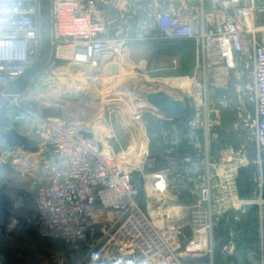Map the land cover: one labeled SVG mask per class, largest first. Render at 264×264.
Wrapping results in <instances>:
<instances>
[{
    "label": "built area",
    "instance_id": "built-area-1",
    "mask_svg": "<svg viewBox=\"0 0 264 264\" xmlns=\"http://www.w3.org/2000/svg\"><path fill=\"white\" fill-rule=\"evenodd\" d=\"M115 1L153 12L164 40L192 38L202 49V70L208 74L213 59L234 69L238 58L252 57L256 143L264 164V0H198L199 4L210 2L216 10L212 26L160 9L157 0ZM52 7L54 47L49 64L65 62L90 69L94 73L87 76L95 80L114 77L104 73L111 64L123 70L128 39L113 31L123 8L105 0H52ZM42 52V0H0V103L7 99L0 106V124L4 119L10 124L29 122L38 147L47 149L49 167L48 181L37 187L24 215L13 203L11 215L5 219L0 194V264H215L217 222L247 202L236 191L234 175L239 166L233 157L220 159L214 183L209 174L194 179L197 197L188 219L169 220L170 215L161 214L163 205L175 204L180 191L177 181L169 180L168 170L158 172L154 181L147 176L153 199L140 200L135 182L138 162L123 161L92 125L39 115L23 100L25 88L9 98L13 86ZM162 80L174 87L171 81L183 84L195 78ZM204 98L197 100L196 108L206 105ZM8 128L0 126V136ZM172 132L169 145L178 148L181 138L175 129ZM2 144L0 141V170L4 165ZM171 159L163 158L169 164ZM260 200L263 205L264 197ZM154 208L161 212L154 214ZM21 218L33 239L19 237ZM41 238L45 242H39ZM234 250L233 239L222 248L228 254Z\"/></svg>",
    "mask_w": 264,
    "mask_h": 264
},
{
    "label": "rangeland",
    "instance_id": "rangeland-1",
    "mask_svg": "<svg viewBox=\"0 0 264 264\" xmlns=\"http://www.w3.org/2000/svg\"><path fill=\"white\" fill-rule=\"evenodd\" d=\"M105 1H112L124 10L113 23L116 35L128 39L124 53L143 47L152 50L155 44L163 40L155 24L153 12L144 11L123 1ZM174 3L177 4V9H191L189 1L187 6L183 1L176 0ZM223 63L220 59H213L211 74L201 69L195 82H184V87L176 86L174 82L173 87L152 74V61L144 70L147 72H142L138 62L127 57L126 66L121 69L120 74L98 80L84 75L77 66L57 62L45 67L25 87L23 100L40 104L46 100L45 97L88 92L87 101L91 108L84 111L74 106L71 112L76 113L75 116L87 115V122L99 134L107 137L123 161L135 165L138 162V167H135V182L142 188L143 201L148 199L150 202L153 199L147 176H151L154 181L158 172L168 170L169 180L177 181L175 183L180 191L179 200L175 204L167 202L163 205L162 212L157 211L164 214L163 216L170 215L169 220L174 221L175 217H180L182 221L188 219L191 204L197 197L194 179L199 175L209 174L214 183L220 159L232 156L234 163L239 166L234 175L236 191L247 202L242 209L228 212L217 222L214 230L216 254L222 251L221 243L226 244L230 239L234 240L235 245L248 238L259 241V232L264 228V204L260 200L264 197V164L261 163L256 143L254 64L249 56L238 58L237 67L234 69H226V64ZM200 83L202 88L196 86ZM170 84L172 85V81ZM133 85L145 91L164 90L184 100L188 106L195 107L197 100L201 96L205 97L206 105L195 107L196 110H193L189 120L191 125L184 129V137L179 134V138L186 144L184 148L169 145L173 127L160 124L157 118L142 112L144 100ZM0 126H10L31 138L35 137L32 125L27 121L10 124L4 119ZM46 152L45 147L28 151L23 144H2L4 165L0 170V194H9L13 203L19 206L18 211L22 215L31 208L37 187L48 181ZM166 156L172 158L171 164L163 160ZM20 224L22 229L18 234L21 232V238L32 239L33 233L24 229L25 218H21ZM260 258L262 259L261 253Z\"/></svg>",
    "mask_w": 264,
    "mask_h": 264
},
{
    "label": "water",
    "instance_id": "water-1",
    "mask_svg": "<svg viewBox=\"0 0 264 264\" xmlns=\"http://www.w3.org/2000/svg\"><path fill=\"white\" fill-rule=\"evenodd\" d=\"M114 13V11H112ZM42 29H43V52L40 59L28 70V72L13 86L10 91L11 98L13 95L20 93L27 87L40 73L47 67L51 61L54 47V22H53V7L52 0H42ZM172 41V40H171ZM175 41V40H173ZM84 74L92 75L94 72L87 68H79ZM106 76L117 75L120 73L118 64L109 65L105 71ZM87 101V95L85 96ZM7 99L1 101L0 106L4 105ZM80 100L76 97H71L66 106L49 105L48 103L40 102L35 104L33 101H26V105L36 111L43 117H60L71 122L82 121L87 122L88 116L72 113L71 109L76 106L80 110L91 108V104L87 101L85 105H81ZM84 104V103H83ZM189 106L182 99L176 98L164 90L151 91L146 95V104L142 107V112L151 114L158 121L175 123L179 125H187L191 116H189ZM174 121V122H172ZM0 141L3 144L11 146L24 145L28 151H37L38 142L36 139L22 134L16 128L4 129L0 136ZM1 205L3 208L4 218L8 219L13 210V200L7 193L1 196ZM39 242H45L41 238Z\"/></svg>",
    "mask_w": 264,
    "mask_h": 264
},
{
    "label": "crops",
    "instance_id": "crops-1",
    "mask_svg": "<svg viewBox=\"0 0 264 264\" xmlns=\"http://www.w3.org/2000/svg\"><path fill=\"white\" fill-rule=\"evenodd\" d=\"M157 1V6L160 9L169 11L178 17H190L195 24L205 22L207 26H212L214 23L216 10L208 1L204 2L203 4H199L197 0H178L179 2L183 1L185 6H187L189 1L191 6L190 10L177 9V4L174 3L176 0H167V2L164 0ZM194 5H196V7H194ZM197 5H199V7ZM177 40L175 43L179 45L167 44V46H163L161 48L154 47L152 50L145 47L136 48L131 52L126 51L125 54L129 60H136L138 62V66H140L139 68H141L142 72L147 69L148 63L152 61L154 68H151V72L154 76L156 75L155 77L194 79L199 76V73L201 72V69L204 65L202 49L192 38H179ZM174 82L177 84L176 86H183V84L176 81H173L172 85H174ZM192 115L193 111H191V116ZM158 123L170 125L179 134H182V137H184V133L186 132L184 129H188L191 125L190 123L184 126L179 124L174 125L173 123L164 121H158ZM180 146L183 148L186 146L184 141H180L179 147ZM259 233V241H256L253 244L249 242V247L245 246L248 247L245 250H243V248L241 249L239 244H237L235 245V250L233 253L224 254L222 251H219L215 255V264H264V228H262ZM260 253L262 255V259L260 258Z\"/></svg>",
    "mask_w": 264,
    "mask_h": 264
},
{
    "label": "bare ground",
    "instance_id": "bare-ground-1",
    "mask_svg": "<svg viewBox=\"0 0 264 264\" xmlns=\"http://www.w3.org/2000/svg\"><path fill=\"white\" fill-rule=\"evenodd\" d=\"M197 85H199V84H197ZM133 88L138 90L142 94L143 100L145 101V96L147 95L148 92L145 91L144 89H140V87H138L136 85H133ZM86 95H89V93L86 92V91H82V92L80 91V92H75V93L71 92V93H69V96H66V94H62V96H59V97H47L46 98L44 96L45 99H46L44 101V103H48L49 105L53 104V105H56V106H66L67 103L69 102V100L71 99V97H76V98H78L80 100L81 103L80 102L79 103L81 105H85L86 102H87V101H85L86 100V98H85ZM144 104H146V101L144 102ZM157 211H160V209H158V208L155 209L154 208V214H159Z\"/></svg>",
    "mask_w": 264,
    "mask_h": 264
},
{
    "label": "trees",
    "instance_id": "trees-1",
    "mask_svg": "<svg viewBox=\"0 0 264 264\" xmlns=\"http://www.w3.org/2000/svg\"><path fill=\"white\" fill-rule=\"evenodd\" d=\"M177 39H175V41H176ZM175 41H169V40H161V41H159L157 44H155V48H161V47H163V46H167V44H171V45H179V44H177V43H175ZM178 41V40H177ZM189 116H191V109H190V107H189ZM160 125V124H159ZM144 197H143V194H142V188H140V195H139V199L140 200H142ZM20 237H22V235L20 234ZM32 239L34 238L33 236L31 237ZM248 242V243H247ZM249 242L251 243V244H253L254 242H256V241H252V240H250L249 238L248 239H246V240H242V241H240V242H238V244H239V246H240V248L242 249L243 248V250H245V249H247L249 246H248V244H249ZM246 243V244H245ZM244 244V245H243ZM223 245H224V243H221V249H222V247H223ZM245 246H248V247H245ZM255 247V246H254ZM251 249V248H250ZM221 251V250H220ZM252 251H253V249H252ZM217 254V253H216ZM215 254V255H216ZM9 259H11V258H9Z\"/></svg>",
    "mask_w": 264,
    "mask_h": 264
}]
</instances>
